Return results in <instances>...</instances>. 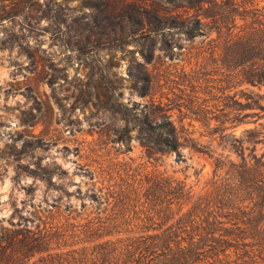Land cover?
<instances>
[{
    "label": "rangeland",
    "instance_id": "1",
    "mask_svg": "<svg viewBox=\"0 0 264 264\" xmlns=\"http://www.w3.org/2000/svg\"><path fill=\"white\" fill-rule=\"evenodd\" d=\"M10 1H27L33 10L29 14L12 4L9 13L20 15L0 21V226L18 228L25 219L34 228L44 221L66 220L79 233L92 217L104 216L106 202L102 200L97 208L92 194L109 198L112 189L125 184L138 187L131 215L143 220V187L151 178L185 184L192 200L212 190V157L221 153V159H236L232 149L218 146L215 126L227 117L257 111L254 106L245 110L239 106L246 101L252 105L256 94H261L259 101L264 104V86L227 83L225 35L229 30L222 28L219 34L213 28L193 38L176 31L159 35L153 60L146 63L143 43L146 52L150 39H143V32L102 48L87 43V32L77 35L75 30L91 21L99 3L109 9L127 4L166 8L173 0L5 3ZM237 1L240 12H249L247 25L264 21V0ZM140 70L151 78L146 96L140 94L143 82L134 80ZM96 84L114 90L139 120L145 103L155 100L166 105L178 131L179 150L146 161L134 120L128 122L129 150L124 142L112 140L113 128L122 129L124 122L114 121L108 111L94 106L95 100L84 104L86 92L93 97ZM255 118L246 117L236 126L224 120V133L234 130L239 136L249 127L264 132V115ZM255 153L261 156L264 144H257ZM21 166L53 169L52 184ZM86 235L79 233L67 243Z\"/></svg>",
    "mask_w": 264,
    "mask_h": 264
},
{
    "label": "trees",
    "instance_id": "2",
    "mask_svg": "<svg viewBox=\"0 0 264 264\" xmlns=\"http://www.w3.org/2000/svg\"><path fill=\"white\" fill-rule=\"evenodd\" d=\"M176 1H168L166 8L127 4L109 9L99 3L94 5L91 21L75 32L77 35L87 32V43L102 48H112L113 41L123 42L128 36L143 32V39H150L146 52L143 43V60L149 63L159 35L176 31L193 38L209 34L213 28L220 34L226 28L227 83L259 89L264 86V21L247 25L249 12L245 9L240 12L237 0ZM12 4L29 14L33 10L27 1H10L7 5L0 0V21L20 15L9 13ZM238 20L243 24L238 25ZM92 37L93 42L89 41ZM134 76L135 81L143 82L140 94L148 95L149 73L140 70ZM94 89L93 97L86 92L84 104L95 100L94 106L108 111L114 121L120 118L124 122L122 129L113 128L112 140L124 142L129 150L128 122L134 120L146 161L155 160L157 154L179 150L178 131L162 102L145 103L143 120H139L132 107L115 97L114 90L97 84ZM256 97L252 105L248 101L235 104L242 110L254 106L257 111L224 120L236 126L244 123L246 117L264 115V104L259 101L261 94ZM224 120L215 126L219 132L217 144L232 149L236 159L224 160L221 153L215 157L208 153L213 158L215 177L209 193L192 200L183 183L148 179L143 187V220L131 215L137 205L133 197L138 195V187L125 184L112 189L111 201L102 194H92L97 208L102 200L106 202L104 216L92 217L79 227V233L92 235V240L86 235L67 243L79 233L66 220L55 224L44 221L42 226L30 228L23 219L24 225L18 228L0 226V264H264V153L261 156L255 153L256 145L264 144V132L249 127L239 136L234 130L224 133L227 128L223 126ZM245 150L250 153L245 155ZM21 167L52 184L53 169Z\"/></svg>",
    "mask_w": 264,
    "mask_h": 264
}]
</instances>
